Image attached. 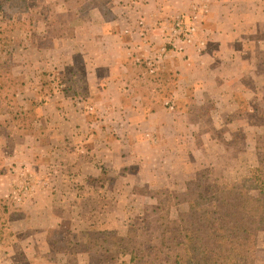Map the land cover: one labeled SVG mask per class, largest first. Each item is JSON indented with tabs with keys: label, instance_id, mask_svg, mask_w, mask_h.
Listing matches in <instances>:
<instances>
[{
	"label": "crops",
	"instance_id": "0c3cea01",
	"mask_svg": "<svg viewBox=\"0 0 264 264\" xmlns=\"http://www.w3.org/2000/svg\"><path fill=\"white\" fill-rule=\"evenodd\" d=\"M110 5L114 20L96 6L103 15L85 16L84 22L77 17L70 31L47 27L40 37L38 29L29 34L10 28L12 40L0 42L15 46L18 53L10 65L14 83L0 87V174L10 165L15 171L29 167L48 175L61 184L57 190L46 187L45 178L38 187L64 206L76 197L78 183L87 184L86 194L78 199L107 198L111 204L122 183L134 188L129 183L141 173L133 170L135 159L148 163L155 151L171 145L182 148L170 143V136L182 131L180 123L194 115L179 106L188 92L201 102L229 104L232 113L240 109L237 90L253 91L249 100L260 94L254 73L264 68V0H110ZM194 7L198 15L193 39L184 50L172 53L163 27L170 17ZM148 62L155 70L178 74L171 98L149 97L147 82L137 76ZM53 73L66 81L63 89L52 93L47 79ZM39 98L46 102L29 113L33 130L24 131L21 125L12 130L6 121ZM170 100L177 104L168 105ZM86 102H96L106 111L101 120L83 112ZM110 117L115 125H108ZM72 203L79 201L67 200L66 206ZM10 257L4 256L6 261Z\"/></svg>",
	"mask_w": 264,
	"mask_h": 264
},
{
	"label": "rangeland",
	"instance_id": "374dc122",
	"mask_svg": "<svg viewBox=\"0 0 264 264\" xmlns=\"http://www.w3.org/2000/svg\"><path fill=\"white\" fill-rule=\"evenodd\" d=\"M20 1L15 3L13 9L0 13V24L4 31L0 37L9 40L12 35L8 30L10 28H16L15 33L22 31L29 34L38 29L40 37L47 27L61 32L70 31L74 29L77 17H81L82 22L85 16L93 19L95 14L101 13L94 8L101 1L110 2L90 0L79 7L69 8L64 0ZM119 8L115 7V11ZM8 40L4 39L5 42ZM15 49L13 45L0 46V58L12 65L14 58L18 57ZM260 58L264 60V57ZM175 62L176 59L172 58L171 63ZM174 76L179 78L178 74ZM254 76L260 94L249 100L246 97L253 91L242 93L237 90L240 109L235 113L230 112L232 108L229 104L201 102L188 92L179 106L182 107L181 111L194 115L182 120V131H172L170 136V143L183 147L175 148L171 145L165 151H155L148 163L146 159H135L133 170L141 173L129 183L134 188L126 189V183H122V191H119L120 194L111 204L106 202L107 198L84 196L78 199L77 195L82 197L87 191L86 183H78L76 197L67 200L76 199L79 203L66 206V200L64 206L53 193L49 194L50 191L38 187V181L45 177L36 174L35 170L23 167V171H15L10 165L1 169L0 201H4L8 210L4 213V224L0 225V264H101L103 252L100 245L94 246L92 254L86 253L90 240L112 236L118 245L125 246L130 237L135 243L157 237L158 228L164 225L170 215L190 208L191 203L177 205L176 197L186 190V182L194 177L198 167L208 169L212 177L222 179L224 175L234 178L250 167L264 166V68L255 71ZM47 81L53 93L63 89L62 83L66 80L53 73ZM155 94L151 92L149 97L162 96L161 93ZM101 109L96 102H86L82 106L83 112L89 113L88 116L94 113V116L98 115L97 120H101L100 115L106 113ZM108 120V125H115L110 122L114 118ZM17 124H21V121ZM3 154L11 160L4 150ZM43 182L46 187L55 190L61 185L54 183L48 175ZM69 195L72 196L73 191ZM260 240L262 247L257 252L255 262L250 264H264V231L260 233ZM96 250H100L99 253H95ZM8 253L13 259L10 257L6 261L4 256ZM155 257L152 254L148 258L149 264H152L150 261ZM122 261L108 264H130ZM221 261L222 257L218 255L205 258L206 264Z\"/></svg>",
	"mask_w": 264,
	"mask_h": 264
},
{
	"label": "trees",
	"instance_id": "16d2710c",
	"mask_svg": "<svg viewBox=\"0 0 264 264\" xmlns=\"http://www.w3.org/2000/svg\"><path fill=\"white\" fill-rule=\"evenodd\" d=\"M17 1L0 0V10L13 9ZM87 1L90 0H64L69 8L79 7ZM97 6L106 18H116L110 2L101 1ZM3 33L0 30V35ZM5 38L8 40L7 37H0V42ZM11 40L12 37L7 42ZM167 45L172 51L178 50L169 43ZM146 66L142 64L137 72L139 79L147 82L150 92L171 98L179 78L166 71L155 70L150 62ZM7 82L14 83L11 67L8 62L0 61V87L6 86ZM45 102L46 98L33 100L27 110L16 111L13 118L6 123L12 130L17 131V126L21 125L25 131L31 132L33 127L29 113ZM173 103L177 104V101H168V105ZM19 120L21 124H17ZM176 199L177 205L191 203L190 208L170 215L164 225L158 228L157 237L139 243H135L130 237L125 246L118 245L112 236L102 240H90L86 253L92 254L94 246L100 245L103 252L101 264L119 260L130 264H149L148 258L152 254L156 256L150 261L152 264H206V257L217 255L222 257V261L216 264L255 262L257 252L262 247L260 233L264 231L263 165L250 167L234 178L224 175L222 179L212 177L208 169L197 170L194 177L186 182V190ZM7 210L4 201H0V225L4 224V213ZM99 251L96 250L95 253Z\"/></svg>",
	"mask_w": 264,
	"mask_h": 264
},
{
	"label": "built area",
	"instance_id": "2783aa9c",
	"mask_svg": "<svg viewBox=\"0 0 264 264\" xmlns=\"http://www.w3.org/2000/svg\"><path fill=\"white\" fill-rule=\"evenodd\" d=\"M197 15L198 9L194 7L192 12H183L170 17L163 27L167 30L165 35L167 43L178 50H184L196 31L197 26L196 23L194 24V18Z\"/></svg>",
	"mask_w": 264,
	"mask_h": 264
}]
</instances>
